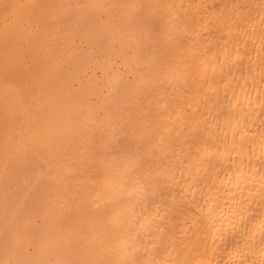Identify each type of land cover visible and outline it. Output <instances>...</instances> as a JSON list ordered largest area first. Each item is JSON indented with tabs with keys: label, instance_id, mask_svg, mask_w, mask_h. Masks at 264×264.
<instances>
[{
	"label": "bare ground",
	"instance_id": "obj_1",
	"mask_svg": "<svg viewBox=\"0 0 264 264\" xmlns=\"http://www.w3.org/2000/svg\"><path fill=\"white\" fill-rule=\"evenodd\" d=\"M262 101L264 0H0V264H264Z\"/></svg>",
	"mask_w": 264,
	"mask_h": 264
},
{
	"label": "rangeland",
	"instance_id": "obj_2",
	"mask_svg": "<svg viewBox=\"0 0 264 264\" xmlns=\"http://www.w3.org/2000/svg\"><path fill=\"white\" fill-rule=\"evenodd\" d=\"M134 23L135 26L140 30V33L143 36V46L141 48V52L142 55H144L145 57L147 55H150V53L152 51H154L155 49H160V46L162 44V35L160 33L159 30V17L157 16V13L154 10H150V11H144L143 9L140 10V12L136 13L135 18H134ZM122 116L119 117L118 119V124H117V128H116V132L115 134H109L108 130H101L100 129H96V127H93L91 130L88 131V133L84 134L86 135L84 141L79 142L77 145L80 147L75 148L78 149L77 153H75L74 156L76 157H72L73 162H71V168L76 169L77 167L82 166V164L80 163H76L78 160L80 159H84L86 157H93L94 154H96L99 151H108L111 148L114 147H126V146H137L136 142H135V138L133 136L132 133H134L135 131V125L133 124L134 122V114L135 111L134 110H122ZM121 111V112H122ZM111 135V136H110ZM70 157V158H71ZM71 158V159H72ZM76 158L77 161L75 160ZM76 167V168H75ZM70 181L68 184V191L70 190L69 193H74L73 196L68 195V197L70 198L72 196V198H68L69 199V204H72V199H73V204L72 206L69 208V210L67 211L68 216H75L78 212H80V210L78 211V199H81V194L83 193V189L80 190L81 187H79L78 183ZM75 185V187H74ZM77 185L79 188H77ZM72 187V189L70 188ZM76 189H79L76 191ZM72 190V192H71ZM76 191V192H75ZM80 194V198L79 196L77 197V195ZM77 194V195H76ZM78 198V199H76ZM77 203H76V200ZM71 202V203H70ZM76 203V204H74ZM75 205V206H74ZM74 206V207H73ZM73 207V208H72ZM67 208V207H66ZM77 208V210H76ZM79 214V213H78Z\"/></svg>",
	"mask_w": 264,
	"mask_h": 264
},
{
	"label": "snow or ice",
	"instance_id": "obj_3",
	"mask_svg": "<svg viewBox=\"0 0 264 264\" xmlns=\"http://www.w3.org/2000/svg\"><path fill=\"white\" fill-rule=\"evenodd\" d=\"M262 106H264V101L261 102ZM261 204L264 205V191L261 193Z\"/></svg>",
	"mask_w": 264,
	"mask_h": 264
}]
</instances>
